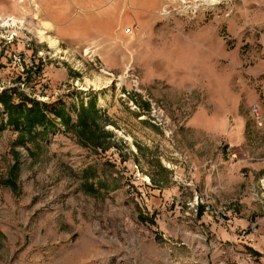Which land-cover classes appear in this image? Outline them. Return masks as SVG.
<instances>
[{"label":"rangeland","instance_id":"1","mask_svg":"<svg viewBox=\"0 0 264 264\" xmlns=\"http://www.w3.org/2000/svg\"><path fill=\"white\" fill-rule=\"evenodd\" d=\"M263 38L264 0H0V92L62 101L73 123L93 99L113 135L103 151L59 127L31 158L21 146L13 157L12 128L0 133V264L228 263L215 216L191 208L219 188L216 171L194 170L211 138L188 123L237 95L250 156L264 160L250 112L258 103L264 121ZM144 97L164 108L168 137Z\"/></svg>","mask_w":264,"mask_h":264},{"label":"crops","instance_id":"2","mask_svg":"<svg viewBox=\"0 0 264 264\" xmlns=\"http://www.w3.org/2000/svg\"><path fill=\"white\" fill-rule=\"evenodd\" d=\"M262 44L263 59L259 68L264 69V38ZM237 97L225 98L228 102L218 105L217 114L212 113L203 123L197 119L188 123V127L211 138L202 161L193 165L194 170L209 167L210 171H216L217 195L209 193L207 185L202 197L213 200L215 205L233 200L226 220L215 216L221 228L214 231L219 248L226 247L223 252L226 264H247V253L254 255L255 264H264V160L254 161L250 156V141L245 121L238 112ZM208 103L209 100H205L203 105ZM206 114V109L201 108L198 116L203 119ZM243 166L247 178L238 173ZM256 180L261 183V188ZM256 186L261 190L260 194L256 192Z\"/></svg>","mask_w":264,"mask_h":264},{"label":"trees","instance_id":"3","mask_svg":"<svg viewBox=\"0 0 264 264\" xmlns=\"http://www.w3.org/2000/svg\"><path fill=\"white\" fill-rule=\"evenodd\" d=\"M0 118V133L7 127L12 128L17 133L11 149L13 157L18 156L14 149L15 146L25 148L29 157H35L34 152L30 151L28 145L31 143L39 150L43 146L39 137H45L50 131L59 129V127H63V132L72 133L80 146L93 149L100 148L103 151L110 147L109 141L113 136L104 129L105 116L96 107L93 99L86 104L81 103L77 120L73 123L62 101L48 105L28 97L20 90L5 89L0 92ZM56 119L59 120V123L55 122ZM137 150L139 151L140 147H137ZM160 168L164 170L161 165ZM18 170L19 166L16 161L10 171L13 175L12 178L6 179L3 183L5 186L10 187L12 191L17 190L15 177ZM82 180L83 186L88 188L87 190L84 189L86 192L96 193L91 183L94 181L93 176H89L84 172ZM203 212V208L199 206L197 209L198 217H201Z\"/></svg>","mask_w":264,"mask_h":264},{"label":"built area","instance_id":"4","mask_svg":"<svg viewBox=\"0 0 264 264\" xmlns=\"http://www.w3.org/2000/svg\"><path fill=\"white\" fill-rule=\"evenodd\" d=\"M16 40H12L9 44H15ZM22 46L28 48L30 46V40L22 41ZM144 100L149 102L148 116L150 117L151 123L159 127L168 137L171 134L170 119L166 114L164 108L156 103L153 99L144 97ZM135 109H138L136 106ZM252 118L256 125L260 128L264 126L262 109L258 103H253L250 107ZM232 158H235L234 154H231ZM233 205V200H227L222 204L215 205L214 201L209 198L196 197L194 204L191 208L194 212L197 211L198 207H203V211L209 213L212 216L219 217L220 220H226L228 218L229 210ZM247 264H255V258L252 253H247Z\"/></svg>","mask_w":264,"mask_h":264}]
</instances>
